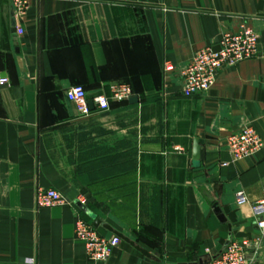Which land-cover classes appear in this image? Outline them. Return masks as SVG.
<instances>
[{
    "label": "crops",
    "instance_id": "obj_1",
    "mask_svg": "<svg viewBox=\"0 0 264 264\" xmlns=\"http://www.w3.org/2000/svg\"><path fill=\"white\" fill-rule=\"evenodd\" d=\"M242 25L259 34L256 57L182 97L193 55ZM0 72V264H195L234 239H259L248 263L264 264L251 208L264 199V0H31L21 17L0 0ZM122 83L137 103L83 116L66 96ZM247 127L263 147L235 159L226 140ZM50 189L67 203L39 205ZM80 205L100 234L116 235L108 225L147 254L121 239L91 260L75 222L95 220Z\"/></svg>",
    "mask_w": 264,
    "mask_h": 264
},
{
    "label": "built area",
    "instance_id": "obj_2",
    "mask_svg": "<svg viewBox=\"0 0 264 264\" xmlns=\"http://www.w3.org/2000/svg\"><path fill=\"white\" fill-rule=\"evenodd\" d=\"M31 0H12V6L18 17L24 15ZM18 34H23V27H17ZM259 34L249 25H242L237 31H229L222 35L218 46L219 51H214L209 46L198 50L190 63L182 71L181 95L184 98H193L206 94L214 85L219 72L239 63L256 57L259 47ZM166 71L171 66L166 64ZM0 84H9V79L0 72ZM110 96L96 95L92 98L95 108L107 111L112 102H125L133 97V90L129 84H114L110 87ZM67 99L76 105L77 111L87 116L92 113L89 98L85 88L81 85L70 87L66 93ZM226 146L235 159L251 156L263 147V140L257 131L247 127L239 133L230 135ZM238 201H244L243 193L237 195ZM37 201L41 206L51 207L67 203L66 199L55 189L41 190L37 193ZM252 213L264 216V199L255 201ZM257 228L264 233V219L256 221ZM75 235L84 246L88 257L96 262L106 261L114 248L121 243L117 235L104 236L98 231L94 223L78 215L75 222ZM259 239L252 242L248 239H234L229 241L222 253L210 255L203 264H249L248 249L257 247ZM23 264H35L33 258L25 259Z\"/></svg>",
    "mask_w": 264,
    "mask_h": 264
},
{
    "label": "water",
    "instance_id": "obj_3",
    "mask_svg": "<svg viewBox=\"0 0 264 264\" xmlns=\"http://www.w3.org/2000/svg\"><path fill=\"white\" fill-rule=\"evenodd\" d=\"M213 50L214 51H219L220 50V47L217 45V46H215V47H213ZM4 76V75H3ZM5 77V76H4ZM129 102L130 103H137L138 102V97H136V96H133V97H131L130 99H129ZM89 106H90V109L91 110H94L95 109V106H94V102H93V100H89ZM200 152H201V148H200V145H199V142H198V139H196L195 141H194V150H193V160L194 161H198L199 159H200ZM80 207L83 209V210H85L88 214H90V216L92 217V219H94L95 220V222H94V225H95V227H99L101 224H102V221L100 220V219H97V217L96 216H94V215H92L91 213H90V211H88L84 206H82V205H80ZM215 211H216V213H218V214H220V212H221V210H220V208L219 207H216L215 206ZM220 216V219L221 220H225L224 219V216L223 215H219ZM103 227L104 228H106V229H108V230H110V231H112V232H114L117 236H119L122 240H124V241H126V242H128V243H130L131 245H134L138 250H140L143 254H147L146 253V251H144V250H142L141 248H139L138 246H136V244L133 242V241H131L130 239H128L127 237H125L123 234H121V233H119V232H116V231H113V229L110 227V226H108V225H103ZM204 262H200V263H195V264H203Z\"/></svg>",
    "mask_w": 264,
    "mask_h": 264
}]
</instances>
